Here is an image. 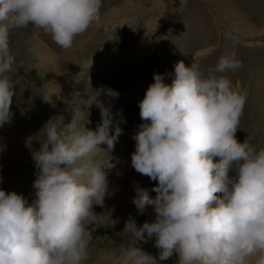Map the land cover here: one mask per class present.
I'll use <instances>...</instances> for the list:
<instances>
[{"label":"clouds","instance_id":"obj_1","mask_svg":"<svg viewBox=\"0 0 264 264\" xmlns=\"http://www.w3.org/2000/svg\"><path fill=\"white\" fill-rule=\"evenodd\" d=\"M101 7L102 0H0V127L14 115L11 32L32 26L67 50L78 35L99 26ZM241 67L235 52L226 51L214 71ZM106 94L119 96L112 89ZM74 103L76 112L82 110ZM245 103L239 82L234 86L224 75L203 77L196 63L178 62L171 84L154 74L139 103L144 123L133 136L131 163L137 173L158 181L151 189L155 197L137 187L133 198L140 214L152 206L155 220L138 226L130 219L124 231L136 242L154 238L160 260L176 252L178 264H264V148L257 149L249 137L243 143L236 139ZM93 105L101 116L95 130L76 114L64 128L50 120L41 129L40 147L32 152L38 171L31 204L0 189V264L88 259L87 226L96 223L93 205L102 206L109 194L104 169L113 167L100 154L114 150L123 131L117 124L110 134V105L96 97L84 106ZM120 264H156V259L134 247L123 252Z\"/></svg>","mask_w":264,"mask_h":264},{"label":"rangeland","instance_id":"obj_2","mask_svg":"<svg viewBox=\"0 0 264 264\" xmlns=\"http://www.w3.org/2000/svg\"><path fill=\"white\" fill-rule=\"evenodd\" d=\"M100 16L99 26L78 35L67 50L50 36L36 34L32 26L11 32L15 63L8 75L16 85L14 115L0 127V167L12 177L5 182L6 192L20 194L37 178L32 152L39 149L47 122L64 128L76 114L78 122L95 130L100 111L84 105L96 97L110 105V134L117 124L123 131L105 158L119 161L120 167L108 184L104 204L93 205L96 223L87 228L92 231L88 262L94 257L98 264H112L125 250L139 247L147 252L155 244L154 238L136 242L124 231L130 219L138 226L155 220L153 207L140 214L133 198L137 187L155 197L151 189L158 181L137 173L131 163L133 136L144 123L139 103L154 74L171 84L175 65L183 61L198 64L203 77L224 75L234 86L239 82L246 103L236 139L243 143L249 137L257 149L264 148V0H102ZM226 51L235 52L243 67L217 73L215 66ZM107 89L118 92V98L108 96ZM74 101L82 110L76 112Z\"/></svg>","mask_w":264,"mask_h":264},{"label":"bare ground","instance_id":"obj_3","mask_svg":"<svg viewBox=\"0 0 264 264\" xmlns=\"http://www.w3.org/2000/svg\"><path fill=\"white\" fill-rule=\"evenodd\" d=\"M110 131H111V129H110ZM100 147L102 149H105V150L107 149L106 148L107 147L106 144H102V145H100ZM100 155H101V159L103 161H105V162L110 161V160H107V158H105V152H102ZM5 159H7V158H5ZM218 160H219V157L214 158V162H216ZM2 162H3L2 159H0V165L4 166L2 164ZM110 162L113 165V167H111V168H105L104 169V171L107 173V178H108V181L109 182L114 179L115 174L117 173V171H119L118 169L120 167V162L119 161H110ZM11 178L12 177H11L10 172L6 168L0 167V189H3L5 191H7L8 189H7V185H6L5 182H7V180L8 179H11ZM32 185H33V183L32 184L28 183V185L26 184V186L23 187L22 192L20 193L21 195H23L28 200V202L30 204L35 199V189L32 187ZM217 195L222 196L223 194L222 193H218ZM90 229L91 228H88V230L91 232V235H92V231ZM143 253H145V254H147V255H149V256L154 257L155 259H157V264H167L168 261H169L168 264H178V261H179V256H178V254L176 252H173L172 256L170 258H168L167 260H160L159 259L160 249H158L155 246V244H154V246H152L151 248H149L147 250V252L143 251ZM120 258H121V256L118 257V254H117V256L115 257V259H113L114 261H112L113 262L112 264H120ZM94 259H95L94 257L91 259V264H98L97 262H95ZM88 261L89 260L87 259L85 261V264H90ZM109 261H111V260H109ZM103 264H104V261H103Z\"/></svg>","mask_w":264,"mask_h":264}]
</instances>
